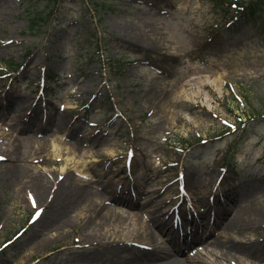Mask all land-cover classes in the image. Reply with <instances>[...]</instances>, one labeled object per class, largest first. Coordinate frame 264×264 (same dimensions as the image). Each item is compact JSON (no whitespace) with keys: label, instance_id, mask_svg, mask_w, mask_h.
Wrapping results in <instances>:
<instances>
[{"label":"rangeland","instance_id":"obj_1","mask_svg":"<svg viewBox=\"0 0 264 264\" xmlns=\"http://www.w3.org/2000/svg\"><path fill=\"white\" fill-rule=\"evenodd\" d=\"M239 16L228 0H0V264H163L145 248H171L162 217L207 226L186 264H264V23ZM219 237L245 251L212 256Z\"/></svg>","mask_w":264,"mask_h":264},{"label":"bare ground","instance_id":"obj_2","mask_svg":"<svg viewBox=\"0 0 264 264\" xmlns=\"http://www.w3.org/2000/svg\"><path fill=\"white\" fill-rule=\"evenodd\" d=\"M142 28H139L138 29V34L141 36H145L144 34H142ZM51 150L52 151H56L60 148V143L58 144L57 142L55 143H52L51 145ZM53 147V149H52ZM108 154H111V155H116L115 154V149L113 147L109 148L108 150ZM193 186V185H192ZM192 186H190L192 188ZM36 190L38 191V195H41L42 191L40 189V187H37ZM194 196L193 193L192 195L188 196V197H192ZM199 200V199H198ZM196 201V200H195ZM203 202V201H202ZM137 207L134 203L130 206L129 204V207ZM224 208H221V207H218L217 210H216V217L218 218L219 217V213L223 210ZM111 212H114L113 210ZM117 211H115V213H103V214H96L95 218L97 217L98 221H93L92 224L93 225H98L99 224H109V222L112 221L114 215H117L116 214ZM219 212V213H218ZM119 216L124 217V223H132L134 224L135 227L137 228H140L141 229H145L147 231H149V233L151 231V229L149 227H147V222L149 221V219L145 216L144 218L143 217H137V218H128L126 216H123L120 212H118ZM222 215V213L220 214ZM264 216V211L261 209V210H256L255 211V215H254V219L255 221L260 224L261 223V220ZM96 219V220H97ZM245 215L243 212H238L236 213L235 217L232 219V221L230 222L228 228H233L235 230H239L240 228H244L245 225ZM147 228V229H146ZM201 228H207L206 225H197L196 228L193 229V231H191L189 234H191L192 236V241L194 242V244L198 243L199 241H204L205 240V237L206 235L203 233V234H200L199 231L201 230ZM211 233L209 235H213L214 232H212V230L210 231ZM152 237V236H151ZM210 243H209V249H212L211 251V255L214 256V257H219L217 252H215L216 250H220V249H228L226 254H224V258H228L229 254H231V250H238V251H245V247H239L238 244H234V243H231L230 244V241H227V240H224L222 237H219V238H216L214 239L213 241L209 240ZM207 241V243L209 242ZM230 244V245H229ZM145 248H147L149 251L148 254H146V258L148 259H151V261H155L156 260H167L165 263L163 264H186V262H183L180 260V258H178V256L181 254L180 251L181 250H178V248L176 247V244H171V248L170 249H167V248H163V247H159V245H157V242L154 238H151V240H149V242L147 243V245L145 246ZM125 252L127 251V253L130 255H133L131 257H135V255L137 256V252H134L135 250L134 249H129V250H126L124 249ZM123 252V251H121ZM130 252H134L130 254ZM264 252V250H263ZM258 253H261L258 252ZM211 264H215L214 262L211 263Z\"/></svg>","mask_w":264,"mask_h":264},{"label":"trees","instance_id":"obj_3","mask_svg":"<svg viewBox=\"0 0 264 264\" xmlns=\"http://www.w3.org/2000/svg\"><path fill=\"white\" fill-rule=\"evenodd\" d=\"M92 1L90 0V2ZM215 1L218 3L223 2V0ZM228 6H233L240 14L239 19L247 24L264 23V0H255L247 3L228 0Z\"/></svg>","mask_w":264,"mask_h":264},{"label":"snow or ice","instance_id":"obj_4","mask_svg":"<svg viewBox=\"0 0 264 264\" xmlns=\"http://www.w3.org/2000/svg\"><path fill=\"white\" fill-rule=\"evenodd\" d=\"M225 123H228L227 121H225ZM233 128H235V126H232ZM33 204H35V201L33 200ZM39 215V212H37V216Z\"/></svg>","mask_w":264,"mask_h":264}]
</instances>
